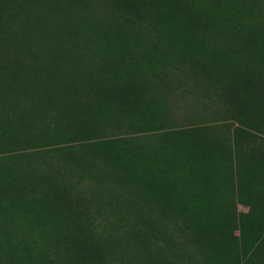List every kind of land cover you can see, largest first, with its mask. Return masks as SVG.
<instances>
[{
    "label": "rangeland",
    "instance_id": "obj_1",
    "mask_svg": "<svg viewBox=\"0 0 264 264\" xmlns=\"http://www.w3.org/2000/svg\"><path fill=\"white\" fill-rule=\"evenodd\" d=\"M0 264H264V0H0Z\"/></svg>",
    "mask_w": 264,
    "mask_h": 264
}]
</instances>
